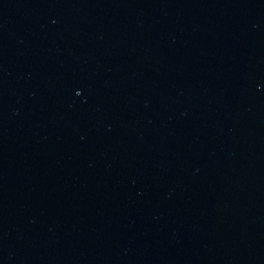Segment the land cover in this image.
I'll return each instance as SVG.
<instances>
[{"label": "water", "instance_id": "1", "mask_svg": "<svg viewBox=\"0 0 264 264\" xmlns=\"http://www.w3.org/2000/svg\"><path fill=\"white\" fill-rule=\"evenodd\" d=\"M0 264H264V0H0Z\"/></svg>", "mask_w": 264, "mask_h": 264}]
</instances>
